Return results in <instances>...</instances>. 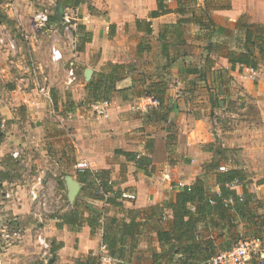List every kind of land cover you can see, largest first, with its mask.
Instances as JSON below:
<instances>
[{"label":"crops","instance_id":"obj_1","mask_svg":"<svg viewBox=\"0 0 264 264\" xmlns=\"http://www.w3.org/2000/svg\"><path fill=\"white\" fill-rule=\"evenodd\" d=\"M227 2L230 8L211 12L217 29L212 41L220 46L209 53L205 29L195 23L185 24L178 38L165 32L167 37L161 39L163 27L176 23L182 16L173 11L151 17L150 13L157 9L156 0H86L70 10L76 12L78 23L84 25L92 38L79 52L77 36L75 46L70 41H58L64 50L59 77L46 73L49 47L39 34L49 33L50 29L36 35L29 28L33 2L7 0L0 5L15 20L14 27L25 30L22 35L26 36L19 43L12 36V25L0 24V38H14L19 52L11 55L0 45V120L12 124V151L21 150L23 161L36 172L27 174L26 170L14 169L15 165L12 173L8 172L6 156L11 153H7L5 142L0 144V172L12 174L0 189H4L2 195L12 191L6 207L9 214L19 216L24 231L21 240L0 250V264H95L109 218L128 222V210L139 211L136 220L140 224L133 238L137 244L135 255L149 258L161 250L157 239L159 223L149 218L154 211L151 208L174 201L177 192L193 185L197 178L204 180L210 193L218 192L216 172H221L222 165L227 170L243 171V184L232 190L243 197L246 190L252 196L249 205L253 213L264 214V61L252 71V67L240 63L232 68L228 56L230 50L237 49L232 37L244 35L236 27L240 18L264 24V0ZM167 3L170 9L177 8L176 0ZM199 4L204 5V0ZM143 20L150 22L151 34L146 33L147 24ZM224 29L231 30L233 35ZM256 54L259 55L258 51ZM71 61L75 63L77 79L88 70L92 71L91 79L99 73H109L111 63L126 66L124 78L116 83L117 90L109 101L107 118L85 109L86 102L90 105L88 98L83 101V96L88 97L86 76L82 92L78 91V83L68 84ZM190 69L198 71L189 72ZM38 84L45 86L48 94L40 92ZM159 87L162 104L158 107L148 104L147 96L157 97L146 91L157 92ZM231 100L242 101L241 110L247 112L244 115L247 118H232L224 125L216 115L233 117ZM252 102L255 107H251ZM52 113L60 120L57 129L65 130H59L56 136L65 137L66 131L72 136L73 161L87 160L93 172L108 170L114 189L121 192L118 200L121 206L107 203L106 198L98 200L90 196L88 182L67 163L61 141L55 144L56 154L48 152L52 147L48 140L53 136L48 133L53 127L48 126L47 119ZM118 151L146 157V168L138 167L134 159ZM38 174L44 177L45 209L31 201L28 191ZM67 176H72L81 187L75 201L104 211L102 223L94 232L88 223L78 228L59 218L75 202L68 198ZM180 182L185 186L180 187ZM125 194L134 198L124 197ZM163 214L162 223L167 226L173 217L172 210L165 207ZM84 215L88 216V212ZM205 223L210 222H202L199 228L216 246L226 247L234 242L232 237L240 241L258 236L264 243V225H255L238 213L234 230L213 229ZM117 227L120 225H115V230ZM38 233L50 243L48 251L38 244ZM248 264L260 263L252 260Z\"/></svg>","mask_w":264,"mask_h":264},{"label":"trees","instance_id":"obj_2","mask_svg":"<svg viewBox=\"0 0 264 264\" xmlns=\"http://www.w3.org/2000/svg\"><path fill=\"white\" fill-rule=\"evenodd\" d=\"M6 1L0 0V5ZM156 1L157 9L150 13L151 17L155 18L173 11L182 16L176 23L166 24L163 27L164 31L162 29L159 35L161 39L167 37L165 32H171L173 37L178 38L181 36L185 24L195 23L202 29H205L206 36L204 38L207 42L205 47L209 53L213 48L220 46L212 41V37L217 32V29L211 17V12L218 8H230L231 5L227 2L228 0H204V5L199 4L198 0H176V9H170L167 3L168 0ZM85 2L86 0H55V5L49 13L48 26H60L67 9H75ZM142 22L147 24L146 33L151 34L152 28L150 22L146 20ZM2 23L14 26L15 20L9 18L0 7V24ZM140 23L141 21L138 20V27H140ZM236 27L244 35L240 34L239 36L241 45L238 44L239 46H236V50H230L228 53L232 68L237 63H240L244 66L257 69L260 61H264V24L250 23L242 17L238 20ZM224 31L227 30L224 29ZM74 34L78 37L76 51H82L85 43L91 40L92 35L80 23H78ZM228 35H233L231 30H229ZM165 49L167 52V48L164 47ZM257 51L259 55L256 54ZM207 58H209V55H207ZM110 66L112 67V71L109 73H99L97 78L92 77L87 83L86 90L90 105L98 101H110L113 92L117 90L116 83L124 78L126 68L124 64L111 63ZM196 70L190 69L189 72ZM161 93V87L157 88V92L154 90L146 91L148 95H155L160 100V105L163 102ZM52 95L55 96L53 90ZM54 103L57 104L55 100ZM1 133L2 130H0V135ZM124 154L130 157V159H134L138 167L146 168V157L132 156L128 152H124ZM6 159L8 161V167L21 162L20 160L14 159L11 154L6 156ZM2 163L5 164V162ZM80 173L84 177V180L88 182L91 197L98 200L106 198L107 203L114 206H121V203L118 201L121 198V192L114 189V183L110 179L108 170H103L102 172L85 170ZM236 178L244 179L243 171L230 169L224 172H216V182L220 186L221 196H218L215 192L210 193L206 188L204 180L197 178L193 185L180 189L174 201L167 202L163 206L151 208L154 211L149 218H155L154 221L159 223V227H157V239L160 243L161 250L159 252H153L149 258L142 259L136 257L134 252L137 244L133 238L136 234V228L140 224L136 220L139 212L137 210L127 211V215L130 218L128 222L124 220L120 221L117 217L109 218L108 225L106 224L104 228L103 243L107 245L109 252L118 259L119 262L117 264H210L209 261L214 255L232 247L239 241H237V238L232 237L231 239L234 242H229V245H226V247L216 246L212 239L206 237L204 232L200 230L199 225L202 222H210L205 224L206 226L209 224L208 226L213 229L224 230L227 228L228 231L234 230L237 227L236 215L238 213L241 217L253 221L255 225H264V214L253 213V208L249 205L252 196L245 190L243 201H240L235 191L227 187V183ZM7 179L10 180V176L7 172L1 171L0 187L2 186V182ZM105 194L108 196L105 197ZM229 197L234 199L233 205H226L225 199ZM210 198L215 199L214 204L209 203ZM189 204H193L194 209H191ZM165 207L170 208L173 213V217L168 221L167 226H164V223H162L164 222L163 213ZM85 211L88 212V216L84 215ZM103 216L104 211L95 210L88 204L76 200L73 208L59 215V218L64 223L78 228L88 223L92 228V232H94L102 223ZM115 225H120V228L117 227L118 229L115 230ZM255 238L258 239L259 237L256 236ZM91 259L93 258H88L89 261Z\"/></svg>","mask_w":264,"mask_h":264},{"label":"built area","instance_id":"obj_3","mask_svg":"<svg viewBox=\"0 0 264 264\" xmlns=\"http://www.w3.org/2000/svg\"><path fill=\"white\" fill-rule=\"evenodd\" d=\"M48 10H38L34 13L31 17V23L33 28L36 30H45L49 28L50 31L54 34H61L64 32L68 36V41L75 46V34L74 32L77 29L78 25V17L77 15L74 16L70 13V9H67L63 15L62 21L60 26L58 25H51L49 24V14ZM77 43V42H76ZM0 44L5 46L7 52L9 54H15L17 49V42L14 38L10 37H1ZM50 57L52 62L59 63L64 60V50L62 47L56 42L51 45L50 48ZM253 71L254 68H251ZM67 82L68 84H73L77 80V72L75 63L73 61L69 62V67L67 69ZM39 91L43 94H48V91L45 86L38 84ZM146 99L149 101L148 104L154 105L158 107L160 105V100L153 97L147 96ZM93 112L100 118H107L109 115L108 107L109 101H98L91 104ZM6 123L3 120H0V128H5ZM11 155L14 159L22 161L25 166H28L23 161V152L19 149H14L11 152ZM76 171L83 172L85 170H91V165L87 160H80L77 161L75 164ZM221 171H227L226 166L220 167ZM44 177L40 174L36 175L29 184V195L30 199L34 204L40 206L41 209H45L47 206V197L43 192L44 188ZM243 181L240 178H236L231 182L227 183V187L230 189H236L237 187L241 186ZM180 187L185 186L184 183H179ZM218 196H221V191L218 190L216 192ZM106 195V194H105ZM124 197L134 198L131 194H125ZM12 198V191H8L4 193V197L0 200V250L2 248H6L19 240L24 235L23 228L20 223V218L18 215L9 214L7 210L6 203L7 200ZM239 200L243 201V196L239 195ZM210 204L215 203L214 198L209 199ZM226 205H233L234 199L229 197L225 199ZM191 209H194V206L191 205ZM232 211H234L232 209ZM36 240L38 244L44 249L48 251L50 249V243L48 240L42 236V234L38 233L36 235ZM252 260L258 261L260 264H264V244L259 239H242L232 247L222 250L216 255H214L209 263L210 264H248ZM118 260L109 252L108 247L106 244L102 243L99 252L97 255V261L95 264H117Z\"/></svg>","mask_w":264,"mask_h":264},{"label":"rangeland","instance_id":"obj_4","mask_svg":"<svg viewBox=\"0 0 264 264\" xmlns=\"http://www.w3.org/2000/svg\"><path fill=\"white\" fill-rule=\"evenodd\" d=\"M29 1L30 2H33V5H34V9H33L34 11H32L33 12L32 16L34 15V13L36 11L41 10V9L48 10V12H49L51 10L50 9L51 6H54L55 5V0H53L54 1V4H53L52 0H29ZM201 1L202 0H198L199 3ZM31 13H29V15H31ZM70 13L72 15L76 16V12H73L72 10H70ZM31 17H30V19H31ZM25 19H26V16H25ZM29 26H30L29 27L30 30L33 33H35V34L36 33H40L41 31H44L45 32V30H46L45 29V30H40L39 31V30L34 29L32 23H31V20L29 22ZM15 27H16V25H15ZM15 27L12 26V32H13L12 36L15 37L18 40L17 42L21 43L20 40L22 38L24 40L26 39L25 38L26 36L22 35V33H25V30L24 31H20V30H18ZM13 28H15L16 31ZM36 35H38V34H36ZM39 35H43L44 43L46 44V46L49 47V52H48L49 53V59L47 61L48 64H49V66H48V72H46V73H50L51 76L59 77L60 74H61V72H62V61L59 62V63L52 62L51 57H50V48H51V45L53 43H56V42L58 43L59 40H61V41L62 40L63 41H68L69 40L68 39V36L64 32H62L61 34L57 35V34L52 33L51 31L49 33H47V32L46 33H43L42 32ZM239 36H240V34L238 33L236 37L232 38V42L235 43V46H237V47L239 45H241V40H240V37ZM23 39H22V41H24ZM4 47L5 46H3L2 48H4ZM4 49H6V48H4ZM18 53H19L18 52V49H16L15 54L11 53V55H16V54L18 55ZM96 61L98 62V57H97V60ZM92 66L95 68L96 67V62H95V64H92ZM43 74H44V72H43ZM37 75H39V74H37ZM76 83H78V91L79 92H82V88L85 89V83H86L84 73L81 72V75L75 81V84ZM83 95H85V94H83ZM83 98H84L83 101L86 102V100H87L88 97L85 95V96H83ZM241 103H242V101H239V100H231V101H229V108H232L233 109L235 115L232 117V116H229L228 114L222 113V114L216 115L217 120L218 121H221L224 125H228L229 122H230V119H232V118L233 119H236V120H240V119L247 118L246 116H244L245 114H247V112H243L241 110ZM253 103L254 102H252L251 107H255L256 104L254 105ZM85 106H86L85 109L87 111H91V112L93 111L92 110V107L90 105H88L87 102H86ZM80 107H82V106H80ZM254 118H257V117L255 116ZM47 121H48L47 122L48 123V126H50V128L53 127L52 131L50 133H48L49 136L50 135H53L52 138H50L48 140L49 143H50V145H52V147H50L48 149V152H53L54 154H56V151L58 150V147L55 144H58V142L61 141L63 143L62 144L63 149L66 152V156H65L66 161H67V163H69L70 165H72L71 166V170H74L75 171L76 170V168H75L76 162H74L73 161L74 158H72V146H73V144H72V136L69 135V133L67 131L66 132H63L65 134V137L58 138L56 136V134H58L59 130L65 131L64 128H58L57 129V125L59 124V121L60 120H59L58 116L56 115V113H52V115L49 116V118L47 119ZM65 127H67V126H65ZM0 130H2V132H4V134H1L0 135V144L2 142H5L7 144V151H8L7 153L10 154L12 152V124H10V125L7 124L5 126V128H1ZM34 151L37 152V155H41V153L38 150L34 149ZM72 162H74V163H72ZM15 167H16V169L23 170V172H24V170H26L27 174H33V172H34V174L36 173L35 170H34V168L32 169L31 167L25 166L22 162H18L14 166V169H15ZM19 170H17L18 171V174H19ZM8 172H11L12 173V166L9 167ZM11 173H10V176L12 177V174ZM3 191H4V189H2L0 191V196H1L0 198H3L4 197V195H2V192Z\"/></svg>","mask_w":264,"mask_h":264},{"label":"water","instance_id":"obj_5","mask_svg":"<svg viewBox=\"0 0 264 264\" xmlns=\"http://www.w3.org/2000/svg\"><path fill=\"white\" fill-rule=\"evenodd\" d=\"M85 76L87 80H90L92 76V71L91 70L86 71ZM66 181H67V186H68V198H69V201L73 203L81 187L78 181L73 179L72 176H67Z\"/></svg>","mask_w":264,"mask_h":264}]
</instances>
